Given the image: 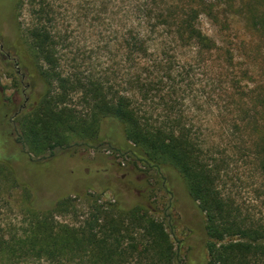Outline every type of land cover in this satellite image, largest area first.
I'll use <instances>...</instances> for the list:
<instances>
[{
    "label": "trees",
    "instance_id": "16d2710c",
    "mask_svg": "<svg viewBox=\"0 0 264 264\" xmlns=\"http://www.w3.org/2000/svg\"><path fill=\"white\" fill-rule=\"evenodd\" d=\"M158 1L135 9L138 26L121 44L128 59L148 61V38L158 27L197 61L216 52L196 23L199 13H211L212 6L203 0ZM9 3L15 34L29 57L28 64L18 60L15 65L32 69L39 85L28 109L7 122L15 145L35 158L111 152L144 177L153 174L156 186L169 195L168 210L174 205L173 175L203 218L205 264H264V231L247 229L218 189L224 162L213 160L182 114L165 102L159 84L137 75L128 81L129 90L120 93L102 78L61 72L51 5L46 0ZM23 4L31 21L25 34L15 14ZM262 22L254 20L253 27ZM4 49L18 59L8 46ZM159 105L161 117L154 115ZM11 109L0 100L2 118ZM261 149L264 154V145ZM133 175L117 181L124 191L127 183L132 200L123 201L113 190L116 207L101 202L102 191L94 187L95 194L64 196L46 210L28 202L18 224L0 226V264H189L181 262L180 247H174L165 225L148 214L147 194ZM169 223L174 230L176 223Z\"/></svg>",
    "mask_w": 264,
    "mask_h": 264
},
{
    "label": "rangeland",
    "instance_id": "374dc122",
    "mask_svg": "<svg viewBox=\"0 0 264 264\" xmlns=\"http://www.w3.org/2000/svg\"><path fill=\"white\" fill-rule=\"evenodd\" d=\"M203 1L212 10L209 14L199 13L196 23L214 42L216 51L205 57V62L175 46L170 32L162 27L149 35L152 51L148 61L127 58L121 44L131 29L138 26L135 9L152 3L159 5L158 0H46L54 13L61 72L102 78L120 93L129 90L128 81L137 75L157 82L165 102L174 107L175 113L182 114L185 124L213 160L224 162L218 183L221 194L247 229L261 232L264 231L261 149L264 145V0ZM15 14L25 34L31 24L25 4ZM5 19L14 31L11 16L7 14ZM262 19L260 27H253L254 20ZM1 40L0 100L12 107V114L6 119L0 114V226L18 224L28 202L35 209L46 210L64 196L95 194L93 187L102 191L99 199L105 204L116 207L113 190L120 192L123 201H131L127 183L124 191L117 181L132 172L134 179L140 181L141 191L147 194L151 206L148 214L165 225L174 247H180L181 262L205 264L203 218L184 184L173 175L174 205L168 210L169 195L156 186L153 174L149 172L144 177L111 152L88 151L73 156L56 152L53 158H35L25 148L15 145L7 122L28 109L29 98L35 97L39 86L31 87L30 94L34 71L15 65L18 60L25 63L29 58L21 43L22 55L15 59L9 54L7 58ZM159 61L164 65L158 64ZM168 70L172 71L171 76ZM83 107L79 105V109ZM157 108L154 115H164L163 106ZM105 185L109 188H103ZM171 220L176 223L174 230L169 228Z\"/></svg>",
    "mask_w": 264,
    "mask_h": 264
},
{
    "label": "flooded vegetation",
    "instance_id": "af4514ba",
    "mask_svg": "<svg viewBox=\"0 0 264 264\" xmlns=\"http://www.w3.org/2000/svg\"><path fill=\"white\" fill-rule=\"evenodd\" d=\"M8 12V13H7ZM1 14H5L4 16H2ZM11 16V6L10 3L6 0H0V17H1V26H3V31L0 33V38L3 37V39H5L4 37H6V41H4L2 38L1 43L3 46V50L4 53L6 55L7 58H9V53H7L4 49V46H8L10 48V50L12 52H15L14 54L16 55V57L21 56L22 55V51L20 48V41L17 38V35L15 34V31H12L11 27H9L10 22H8V20L5 19V17L7 16ZM12 27H13V23H12ZM14 30V27H13ZM10 32V34H9ZM5 35V36H4ZM22 45V44H21ZM23 46V45H22ZM26 63L28 64V61L26 60ZM32 79L30 81L31 87L32 88H36V86L38 87L39 85H35L36 83V75H32Z\"/></svg>",
    "mask_w": 264,
    "mask_h": 264
}]
</instances>
